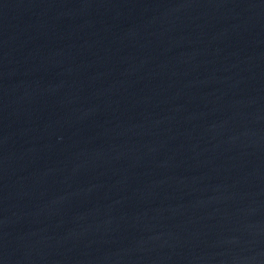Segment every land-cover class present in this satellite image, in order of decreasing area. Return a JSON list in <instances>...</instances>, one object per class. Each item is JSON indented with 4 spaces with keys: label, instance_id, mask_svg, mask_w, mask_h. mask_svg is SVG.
<instances>
[{
    "label": "water",
    "instance_id": "95a60500",
    "mask_svg": "<svg viewBox=\"0 0 264 264\" xmlns=\"http://www.w3.org/2000/svg\"><path fill=\"white\" fill-rule=\"evenodd\" d=\"M0 264H264V0H0Z\"/></svg>",
    "mask_w": 264,
    "mask_h": 264
}]
</instances>
